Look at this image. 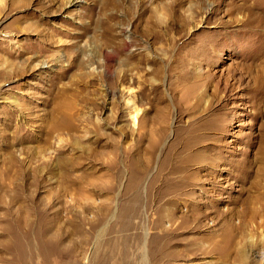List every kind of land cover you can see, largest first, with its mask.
Masks as SVG:
<instances>
[{
    "label": "rangeland",
    "instance_id": "374dc122",
    "mask_svg": "<svg viewBox=\"0 0 264 264\" xmlns=\"http://www.w3.org/2000/svg\"><path fill=\"white\" fill-rule=\"evenodd\" d=\"M254 1L0 0V264H264Z\"/></svg>",
    "mask_w": 264,
    "mask_h": 264
},
{
    "label": "bare ground",
    "instance_id": "6f19581e",
    "mask_svg": "<svg viewBox=\"0 0 264 264\" xmlns=\"http://www.w3.org/2000/svg\"><path fill=\"white\" fill-rule=\"evenodd\" d=\"M76 3H77V0H66L67 5H73L74 6ZM260 4L264 6V1L263 0H256V1H254V3H252L253 6L260 5ZM242 7H245V6H242ZM250 8H251V5H250Z\"/></svg>",
    "mask_w": 264,
    "mask_h": 264
}]
</instances>
